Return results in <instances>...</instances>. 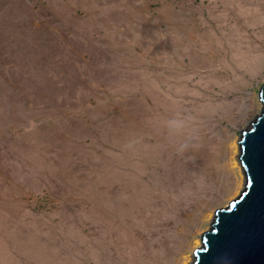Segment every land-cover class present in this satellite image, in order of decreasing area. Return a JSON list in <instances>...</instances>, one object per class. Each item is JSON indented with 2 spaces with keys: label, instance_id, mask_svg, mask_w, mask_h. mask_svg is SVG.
<instances>
[{
  "label": "rangeland",
  "instance_id": "obj_1",
  "mask_svg": "<svg viewBox=\"0 0 264 264\" xmlns=\"http://www.w3.org/2000/svg\"><path fill=\"white\" fill-rule=\"evenodd\" d=\"M263 83L264 0H0V264H185Z\"/></svg>",
  "mask_w": 264,
  "mask_h": 264
},
{
  "label": "water",
  "instance_id": "obj_2",
  "mask_svg": "<svg viewBox=\"0 0 264 264\" xmlns=\"http://www.w3.org/2000/svg\"><path fill=\"white\" fill-rule=\"evenodd\" d=\"M258 95L262 109L239 133L243 189L215 210L192 264H264V83Z\"/></svg>",
  "mask_w": 264,
  "mask_h": 264
},
{
  "label": "bare ground",
  "instance_id": "obj_3",
  "mask_svg": "<svg viewBox=\"0 0 264 264\" xmlns=\"http://www.w3.org/2000/svg\"><path fill=\"white\" fill-rule=\"evenodd\" d=\"M232 148H233V151H234V154H235V156L232 158V167H233V170H236V169H240L241 168V166H240V161H239V145H238V142L237 143H235V144H233V146H232ZM237 154H239L238 156H236ZM231 162V161H230ZM232 169V168H231ZM242 169V168H241ZM242 171V170H241ZM238 172V171H237ZM237 179V178H236ZM240 179H244L243 178V175L241 174L240 175ZM238 180V179H237ZM241 184V183H240ZM242 185V184H241ZM240 185V186H241ZM238 192V191H237ZM237 195V194H236ZM210 216V215H209ZM208 216V217H209ZM207 217V218H208ZM215 217V216H214ZM214 217L213 216H210V219H214ZM194 246H195V248L196 249H199L200 248V246H201V240H197V241H195V243H194ZM193 254V253H192ZM193 256H189V257H187L186 258V262H185V264H192V262H193ZM184 263V262H183Z\"/></svg>",
  "mask_w": 264,
  "mask_h": 264
}]
</instances>
